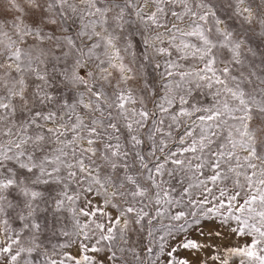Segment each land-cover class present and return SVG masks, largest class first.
<instances>
[{
    "label": "snow or ice",
    "instance_id": "snow-or-ice-1",
    "mask_svg": "<svg viewBox=\"0 0 264 264\" xmlns=\"http://www.w3.org/2000/svg\"><path fill=\"white\" fill-rule=\"evenodd\" d=\"M202 220L250 242L198 255ZM234 256L264 264V0H0V264Z\"/></svg>",
    "mask_w": 264,
    "mask_h": 264
},
{
    "label": "rangeland",
    "instance_id": "rangeland-1",
    "mask_svg": "<svg viewBox=\"0 0 264 264\" xmlns=\"http://www.w3.org/2000/svg\"><path fill=\"white\" fill-rule=\"evenodd\" d=\"M199 227L202 228L205 233H207L212 229H217L223 233V235L220 238L209 239L207 236L199 235L198 229L196 227H193L192 229L189 230L188 233L189 238L195 239L199 242H208L213 245H218V248L212 247L207 249L205 252L198 254V255H202L205 258L216 253L217 251L223 254L226 248L238 247L245 243L250 242L249 237H239L235 233L229 232L226 228H220L218 222L216 221L202 220V223ZM61 242H62V238H61ZM53 243H56V241L54 240ZM70 250L73 252L74 255L78 254V249L73 248ZM178 255L187 256L189 255V253L181 250L178 253ZM239 260L240 257L234 256L229 261V264H239ZM208 264H219V262L208 260Z\"/></svg>",
    "mask_w": 264,
    "mask_h": 264
}]
</instances>
